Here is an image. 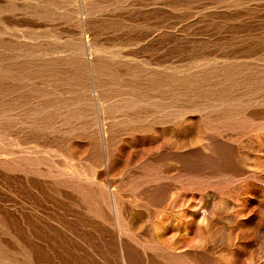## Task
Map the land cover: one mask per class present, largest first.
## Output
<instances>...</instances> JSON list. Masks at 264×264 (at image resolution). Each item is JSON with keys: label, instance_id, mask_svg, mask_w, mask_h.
<instances>
[{"label": "rangeland", "instance_id": "rangeland-1", "mask_svg": "<svg viewBox=\"0 0 264 264\" xmlns=\"http://www.w3.org/2000/svg\"><path fill=\"white\" fill-rule=\"evenodd\" d=\"M0 264H264V0H0Z\"/></svg>", "mask_w": 264, "mask_h": 264}]
</instances>
